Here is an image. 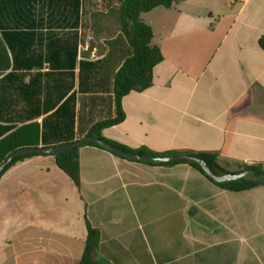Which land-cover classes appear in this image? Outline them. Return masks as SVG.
Masks as SVG:
<instances>
[{
	"label": "crops",
	"instance_id": "0c3cea01",
	"mask_svg": "<svg viewBox=\"0 0 264 264\" xmlns=\"http://www.w3.org/2000/svg\"><path fill=\"white\" fill-rule=\"evenodd\" d=\"M119 5L0 0V158L79 141L116 117L113 78L131 55ZM141 19L163 60L102 139L264 169V0H180ZM78 164L79 187L50 156L0 177V264H77L87 224L101 264H264V186L231 193L186 164L92 146Z\"/></svg>",
	"mask_w": 264,
	"mask_h": 264
},
{
	"label": "trees",
	"instance_id": "16d2710c",
	"mask_svg": "<svg viewBox=\"0 0 264 264\" xmlns=\"http://www.w3.org/2000/svg\"><path fill=\"white\" fill-rule=\"evenodd\" d=\"M180 0H120L119 5V21L121 25V32L125 37L130 49L131 55L123 62L120 69L117 71L113 78V100L115 104L116 117L113 120L99 122L91 127L88 132V136H92L98 139H102L101 132L111 126L120 124L124 118V112L122 110L121 101L122 99L131 92H143L150 88L153 82V69L159 63L162 62L163 57L160 49L152 44V30L144 24L141 19L143 14H146L156 8L170 9ZM264 48V45H261ZM103 140V139H102ZM109 142V141H107ZM113 146L131 152L133 154L145 155V156H180L188 154L178 153H165L156 154L146 149L130 150L126 147L117 145L113 142H109ZM83 146H92L100 150L106 151L102 147L96 144H83L70 151L59 153L55 155H36L27 154L21 155L12 160L9 165L0 174V177L13 165L18 162H22L26 159H30L35 156H50L54 159L56 167L63 172L73 183L75 187H79V164H78V150ZM17 148L11 149L8 153L16 151ZM108 152V151H106ZM110 153V152H109ZM112 154V153H110ZM113 156L124 159L120 156L112 154ZM197 156L205 161L209 169L214 175L222 176L225 174L241 173L243 171H252L255 175L264 177V169L261 167L235 165L229 166L221 164L215 154H196ZM5 157L1 156L0 165L4 161ZM176 164H186L196 170L210 183L216 187L228 191L231 193H238L251 190L255 187L264 186L253 182L249 179H241L236 182L218 184L210 180L203 170L196 164L180 161L170 162L166 164H155L171 166ZM99 232L87 224V236L85 240V247L83 254L77 264H101L96 259V253L99 246Z\"/></svg>",
	"mask_w": 264,
	"mask_h": 264
},
{
	"label": "water",
	"instance_id": "95a60500",
	"mask_svg": "<svg viewBox=\"0 0 264 264\" xmlns=\"http://www.w3.org/2000/svg\"><path fill=\"white\" fill-rule=\"evenodd\" d=\"M96 144L106 151L115 154L117 156H120L126 160L139 162V163H145V164H166L170 162H188L192 164L198 165L203 172L207 175V177L212 180L215 183L223 184V183H231L236 182L241 179H249L253 182H256L258 184L264 185V177H260L258 175H255L252 171H243L241 173H234V174H225L222 176H217L212 173V171L209 169L207 164L204 160L197 156L192 155H180V156H145V155H138L133 154L131 152H127L124 150H121L109 142L98 139L92 136H85L79 141L72 142L69 144H64L56 147H50V148H27V149H21L13 152L10 154L4 162L0 165V174L4 171V169L9 165V163L14 160L15 158L21 156V155H27V154H36V155H55L59 153H64L67 151H70L74 148H77L83 144Z\"/></svg>",
	"mask_w": 264,
	"mask_h": 264
},
{
	"label": "rangeland",
	"instance_id": "374dc122",
	"mask_svg": "<svg viewBox=\"0 0 264 264\" xmlns=\"http://www.w3.org/2000/svg\"><path fill=\"white\" fill-rule=\"evenodd\" d=\"M11 247H15L17 243L15 242V238L10 240Z\"/></svg>",
	"mask_w": 264,
	"mask_h": 264
}]
</instances>
